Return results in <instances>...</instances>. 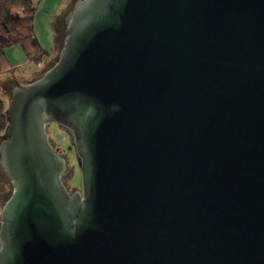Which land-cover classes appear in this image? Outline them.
<instances>
[{
    "label": "water",
    "instance_id": "1",
    "mask_svg": "<svg viewBox=\"0 0 264 264\" xmlns=\"http://www.w3.org/2000/svg\"><path fill=\"white\" fill-rule=\"evenodd\" d=\"M62 21L11 87L0 264H264V0H75Z\"/></svg>",
    "mask_w": 264,
    "mask_h": 264
},
{
    "label": "trees",
    "instance_id": "2",
    "mask_svg": "<svg viewBox=\"0 0 264 264\" xmlns=\"http://www.w3.org/2000/svg\"><path fill=\"white\" fill-rule=\"evenodd\" d=\"M17 10L21 13L16 14ZM34 14L35 7L32 0H0V74L11 67V62L6 57V49L13 45H19L26 58L35 65L43 61L46 52L43 51L34 33ZM56 30L59 36L58 45H60L63 34H60L57 27ZM2 90L3 85L0 82V134L5 133L7 126V108L1 95ZM0 170H2L1 165ZM7 182L9 183L8 180ZM8 188L1 197L3 202L10 193Z\"/></svg>",
    "mask_w": 264,
    "mask_h": 264
},
{
    "label": "rangeland",
    "instance_id": "3",
    "mask_svg": "<svg viewBox=\"0 0 264 264\" xmlns=\"http://www.w3.org/2000/svg\"><path fill=\"white\" fill-rule=\"evenodd\" d=\"M75 0H63L61 6L58 8V12L57 14L59 15V13H61L62 10L67 9V11L70 9V7L72 6V3ZM21 11L17 10L16 14H20ZM55 23H56V27L58 28V31L60 32V27L62 25V23L58 22L57 20V16L55 18ZM61 34V33H60ZM43 37V36H42ZM52 61H48L47 64H41L40 66H43L44 68L41 69V71L39 73H33L34 77L40 76L48 67L51 66ZM39 66L35 65L33 62H28V63H23L21 66V69L19 68L20 71L23 72H27V76L29 75L28 73L30 71H36L38 70ZM18 69H8L5 72H2L0 74V82L3 85V90L1 95L3 96L4 99V105L7 108L8 103H9V98H10V91H11V87L14 84V79L12 77V74ZM16 73V72H15ZM36 74V75H35ZM38 78V77H37ZM19 81V80H18ZM46 131L48 133L49 139L53 144L54 149L62 156L64 157L65 161H66V172L70 173V176L66 179H64V184L67 188V190L69 192H73L75 190H80L81 191V172H80V167L78 164V159H77V153H76V149L73 145L72 142V137L69 134V132H67V130L59 125L56 122H50L46 125ZM6 136V131L5 133H1L0 134V145L2 143V141L5 139ZM0 170V184L3 187V183H6V188L9 187L8 189H10V185L7 182V178L5 177V175L3 174L4 172ZM2 189V192L7 191V189ZM3 196V193H1V197ZM2 205H3V201H2ZM2 205H1V210H2Z\"/></svg>",
    "mask_w": 264,
    "mask_h": 264
},
{
    "label": "crops",
    "instance_id": "4",
    "mask_svg": "<svg viewBox=\"0 0 264 264\" xmlns=\"http://www.w3.org/2000/svg\"><path fill=\"white\" fill-rule=\"evenodd\" d=\"M34 7H35V14H34V33L35 36L41 45L44 52H46L45 57L43 58V61L38 64L39 66L38 70L36 71H30L27 76V72L20 71L21 66L23 63L31 62L29 61L22 48L19 45H13L10 47H7L6 49V57L9 58L11 62V69H18L13 74L12 77L14 80L19 81H29L36 79L37 77L33 76V73H39L43 66H40L41 64H47L48 61L55 60L58 51L61 47V44L58 45L59 36L57 35L56 30V23L55 18L57 16L58 22L62 23V19L67 13V9H64L57 14L58 8L61 6L63 0H32ZM43 36V37H42ZM42 67V68H41ZM35 74V75H36ZM6 188V183H3V187L0 184V217H1V205H2V199H1V193H3L2 189Z\"/></svg>",
    "mask_w": 264,
    "mask_h": 264
},
{
    "label": "flooded vegetation",
    "instance_id": "5",
    "mask_svg": "<svg viewBox=\"0 0 264 264\" xmlns=\"http://www.w3.org/2000/svg\"><path fill=\"white\" fill-rule=\"evenodd\" d=\"M60 33H61V35L63 34V32H62V25H61V27H60Z\"/></svg>",
    "mask_w": 264,
    "mask_h": 264
}]
</instances>
